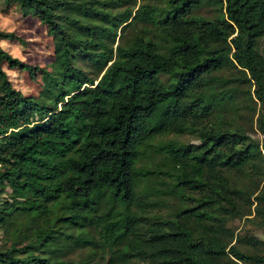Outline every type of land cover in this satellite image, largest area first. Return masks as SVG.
I'll return each mask as SVG.
<instances>
[{"label":"trees","instance_id":"1","mask_svg":"<svg viewBox=\"0 0 264 264\" xmlns=\"http://www.w3.org/2000/svg\"><path fill=\"white\" fill-rule=\"evenodd\" d=\"M114 1L120 0H2L47 26L59 69L54 73L28 63L0 44V183L8 184L15 197H27L14 208L0 209V221L16 209L38 217L27 242L13 234L10 244L0 248V264H223L226 258L264 264V251L231 243L212 208L237 215L250 210L252 191L231 186L224 172L240 171L251 160L255 173L261 172L264 141L259 145L228 124H202L213 106L202 94L205 87L231 81L215 73L236 68L261 104L257 122L264 134V0H205L217 4L213 17L197 13L201 0H145L134 12L126 6L112 13L106 7ZM131 21L154 24L169 41L168 52L142 29L129 44H116L113 56L103 33L109 32L114 41V29ZM89 34L92 39L84 36ZM1 39L23 40L13 30L0 29ZM74 53L99 62L100 76L93 78L75 65ZM4 64L30 75L38 71L48 99L16 88ZM159 71L169 73L172 81H157ZM33 116L41 124L8 135L31 124ZM166 129L198 133L197 144L171 140L157 146L175 164V183L199 197L172 218H157L144 227L132 209L135 179L153 169L139 173L134 159L140 144ZM254 199L264 216V191ZM61 202L66 211L55 212ZM59 222L93 223L99 229L97 242L109 253L107 260L34 252L50 251ZM80 239L91 242L92 236Z\"/></svg>","mask_w":264,"mask_h":264},{"label":"rangeland","instance_id":"2","mask_svg":"<svg viewBox=\"0 0 264 264\" xmlns=\"http://www.w3.org/2000/svg\"><path fill=\"white\" fill-rule=\"evenodd\" d=\"M141 1L145 0L114 1L106 8L108 11L116 13L118 10L130 6L134 12ZM195 10H197V13L209 17L218 14L217 4L205 0H201ZM91 19L96 20L95 17H91ZM85 20H88V18H85ZM99 22L108 27L110 25L107 20H99ZM110 28H112L111 25ZM0 29L13 30L23 38V40H0L1 46L10 53L28 63L41 65L54 73L59 69L55 62L53 37L38 16L23 15L16 4H5L0 0ZM142 29H147L145 34L157 41L159 49L163 53L168 52L169 41L160 37L156 26L152 23L131 21L114 29L116 30L114 41H112L109 32H104L103 38L114 48L113 56H115L116 44H129L133 40L134 35L141 32ZM84 36H89V39L93 38L90 34ZM73 62L93 78H98L103 72L99 62L90 60L80 54L74 53ZM3 67L12 84L24 94L43 100L48 99V94L43 89L41 74L38 71L34 75H30L26 70L8 68L6 64ZM215 74L231 78L232 80L221 83V87L218 88L205 87V91L202 94L207 96L213 106L209 117L202 124L223 127L228 124L230 126L227 127L237 128L248 135L251 140L261 145L264 141V134L260 131L257 122L261 104L249 93L253 86L248 82L244 83L241 81L240 72L236 68L219 70ZM54 77L56 76L54 75ZM155 78L164 85L172 81L171 75L164 71L157 72ZM214 96L216 97L214 98ZM33 119L31 124L23 125L11 131L8 135L13 132L23 133L41 124V121L36 119V116H33ZM171 140L178 144L187 145L199 143L198 133L194 129H187L184 132L166 129L152 137L148 142L138 146V154L134 159L135 169L138 172L143 168L153 169L151 173L138 175L135 179V197L132 209L144 227L146 223L152 222L157 218H172L175 211L181 208L183 204H187V202L196 200L199 197L198 192L182 188L174 181L175 164L167 152L157 146L166 144ZM251 162L252 160L240 171L234 168H227L224 172L231 186L244 189L246 193L248 189V191H252L251 198L253 203L250 210L247 213L237 215L217 205L212 208L216 217L224 225L226 235L231 237V243L237 244L239 248L246 251L262 252L264 251V216L257 212L256 206L259 200H255L254 197L264 191V162L263 170L258 174L251 168ZM247 195L244 194L243 197H247ZM26 200L27 197H15L11 188L5 182L0 183V209H5L4 207L7 205L14 208ZM104 205L105 201L103 200L101 208ZM65 206L66 204L61 202L54 207V211L64 213L66 211ZM4 212L6 214V210ZM37 220L38 217L33 214L24 213L18 209L10 211L5 219L0 221V248L7 247L10 244L13 234L14 236L17 235L21 243L27 242L30 239L28 232L32 231ZM1 225L6 226L8 232H5ZM98 230V227H95L93 223L82 225H69L64 222L56 223L53 233L54 238L49 241L51 248L46 246L50 248V251L51 249L53 250L51 252H40L41 250L34 252L43 253L45 256L52 254L63 259H86L105 262L109 257V253L103 252L102 245L97 242L99 240ZM87 234L92 236V241L83 243L80 237ZM46 247L40 248L45 249ZM223 261V264H254L242 260L231 261L228 258Z\"/></svg>","mask_w":264,"mask_h":264}]
</instances>
